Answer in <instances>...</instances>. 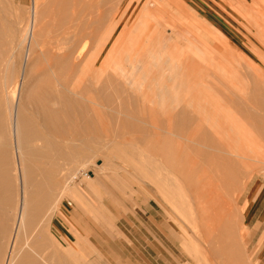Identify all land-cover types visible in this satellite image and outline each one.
<instances>
[{
    "label": "rangeland",
    "instance_id": "1",
    "mask_svg": "<svg viewBox=\"0 0 264 264\" xmlns=\"http://www.w3.org/2000/svg\"><path fill=\"white\" fill-rule=\"evenodd\" d=\"M11 1L0 0V18L3 15L10 18L11 14L16 13L17 9L10 6ZM21 1L17 6L21 4L18 7L21 8L22 14L26 15L31 0ZM117 1L111 2L106 9L108 6L113 9ZM120 14L123 19L117 32L119 35L123 31L124 38H121L120 48L118 47L115 55L117 57L120 50L127 49L130 45L126 56L128 61L123 65L127 69L130 64L134 65L130 70L131 85L126 87L128 90L123 89L119 97L113 89H110L108 94L92 92L102 103H98L92 93L86 94L88 99L92 94L91 100L100 104L96 110L98 115L90 113L94 120L91 123L94 124L92 129H82L85 122L80 117L76 119L75 114V118L70 120L62 114L65 125L69 127L67 129L72 133L77 132L74 134L78 140L76 143L80 141L75 156L65 160L69 165L63 174L66 183L69 182V191L76 190L83 201L78 204L68 191L58 204L54 201L50 205L46 214L53 217L50 227L47 228L49 233L46 232V235H49L46 241H37L36 235L32 234L35 230L36 234L38 233L43 213L33 218L34 223L29 228L27 226L24 233L25 240L28 239V248H24L26 251H22L16 261L23 262V254L28 252L34 258L41 255L43 261L48 264H79L80 260L69 251L74 246L84 257L83 264H132L131 261L134 264H144L145 257L150 259L153 253L150 248H143V230L139 217L144 215L145 206H151L159 214V227L154 228V232L164 246L177 251L179 259L190 264H249L248 221L254 206L255 193L257 194L264 185V163L253 162L249 166L250 170L247 166L248 171L246 167L241 168L243 176L238 190H230L224 183V189L211 194L212 199L219 201L201 207L192 192L193 189L200 191L197 190L200 186L195 183L199 175L187 172L188 169L185 171L188 167L186 163L184 172L182 171L184 174L180 176L181 180H185L182 181L185 188L181 189L179 183L177 186L173 185L172 178L169 183H162L163 179H167V171L164 170L165 164L163 166L161 162L166 160L159 151L163 147L170 150V140L158 141L156 133H164L163 128L167 129V120L171 124V130L177 132V136L182 135L185 138L181 140L175 137L172 145L182 144L183 161L189 156L191 162L197 161L198 168L207 164L211 167L217 164L218 169L222 168L221 161L230 158L228 147L251 152L255 146H264V0H124ZM150 20L152 26L148 24ZM5 30L4 28L0 35V70L6 60L7 51L16 45L18 52L14 53L17 56L11 58L9 74L4 73L2 76L0 72L1 77L5 78L1 81L4 89L0 88V117L5 121L4 136H8L9 159L5 168L10 177L6 190L0 179V201L5 195L11 199L10 207L0 203V225L4 218L8 227L6 235L0 239V246L4 248V254H7V240L15 222L13 212L21 199L20 188L16 185L18 154L13 155L12 141L17 103L13 101L11 91L15 83L19 82L18 102L21 91L24 98L31 91L32 82L25 81L23 85L21 70L15 66L19 60L22 62L19 55L23 56L24 52L20 36L19 39L16 37L18 34L13 36L11 43V39L6 36L8 31ZM175 42L180 45V54L170 57H173L172 64L179 68L176 69L177 75L187 84V92H179L175 103L168 101L165 111H162L156 105V86L149 89L147 85L142 95H136L132 86L144 73L148 74L150 84L155 78V81L158 79L157 82L168 87L175 85L165 73H161L160 78L155 65L158 57H169V47ZM198 48L204 50L205 54H201ZM114 61L120 63L121 59L114 58ZM20 62L16 65L21 64ZM97 79L98 75H95L94 83H97ZM95 88H100L99 83L95 84ZM105 95L111 100L110 107L105 103L106 99L104 101ZM182 99L185 100L186 106L179 104ZM113 100L115 109L111 106ZM108 107L111 110L113 108V111ZM184 108L192 118L181 117L184 113L180 111ZM210 112H214L212 114L218 118L212 117L210 120ZM152 115L156 122L154 124L160 130L154 131L151 127ZM98 117H103L102 121ZM71 120L72 125L69 124ZM222 123L224 127L220 130ZM194 124L196 127H193ZM214 125H217V128H213ZM203 127H212V130L216 129L218 132L216 147L213 148L214 143L207 144L211 145L209 153L214 155V150L217 149L216 157L209 155V159H216L215 162L205 161L202 156L205 149L200 146L203 149L197 151L200 155L193 152V149L199 148L196 140L199 139L198 136L195 139L190 138V142L189 139L186 140L188 135L191 136L193 129H196L193 132L198 129L206 131ZM66 151L71 154L68 149ZM197 156L201 157L200 160ZM225 168L231 169L227 166ZM2 172L3 166H0V173ZM202 177L200 175L199 178ZM203 179L208 181L207 177ZM190 184L194 186L191 187ZM186 192L192 195V204L187 200ZM38 196L35 195V199H38ZM64 210L75 217L80 215L77 218L85 228L82 229L84 235H81L78 233L80 229L71 221L77 234L75 242L61 239L56 232L57 218ZM202 211L205 214H202ZM132 237L137 240L136 251L130 245L129 239Z\"/></svg>",
    "mask_w": 264,
    "mask_h": 264
},
{
    "label": "bare ground",
    "instance_id": "2",
    "mask_svg": "<svg viewBox=\"0 0 264 264\" xmlns=\"http://www.w3.org/2000/svg\"><path fill=\"white\" fill-rule=\"evenodd\" d=\"M113 1L114 0H31V6H29L30 8L28 7L29 10L26 12V15H24L22 14L21 8H19L21 4L18 5L19 7L17 6V4L22 1L12 0L10 6H12L13 9L16 8L19 13L16 10V13L13 14L14 16L11 14L9 18L3 15V17L0 18V35L5 28V31H8V35L6 36L11 39V43H13L12 39L17 34V38L20 36V41L24 44V52L23 56H21V54L19 55V58L22 59V62L19 60L21 64L16 65L19 62L15 61V63L17 62L15 66L21 70L20 78L23 80V85L25 81L32 82L31 91L28 92L25 98L23 91H21L18 102L17 95L19 91L17 85L19 82L15 83L11 91L13 101L17 103L16 110H14L15 130L12 141L14 149L13 155L16 156L18 154L16 185L20 188L21 199L17 202L13 212L15 222L11 230V235L7 240V254H4V248L2 245L0 246L1 264H48L43 261L41 255H36V258H34L28 252L23 254V262H17L16 260L22 251H26L24 248H28V239L25 240L26 234L24 235V233L27 226L29 228L34 223L33 218L43 213L42 224L39 227L38 233L36 234L37 230H35L32 234L36 235L37 241H46L49 235H46V232L49 231H47V228L50 227L49 225L53 217L46 214V212L54 201L58 204L71 189L68 186L69 182L66 183V178L63 174V171L66 170L69 165L65 160L75 156V150L78 149L77 144L80 141L76 143L78 141L74 135L76 131L72 133L68 130L69 127L65 125L66 122L62 114L63 116L65 115V118L68 120H70V118L76 117V119H78V117H80L82 121L85 122V127L82 129H92L91 126H94V124L91 125V123L94 120L90 113L92 112L93 115H98L96 110L100 105L91 100L93 99L91 98L92 92L100 91L108 94V91L110 89L112 91L113 89L115 91L114 93L117 95L122 93L123 89H127L126 87L130 84V70L134 65L130 64L129 69L125 68L123 65L124 62L128 61L126 56L129 52L130 45L127 49L120 50L119 54L117 53V57L115 55L122 41L121 38H124L123 31L120 32L119 35L117 32L118 26L123 19V15L120 14V8L124 0H118L116 5L112 3L114 8L112 7L113 9H111L109 4ZM107 5H109V10L108 8L106 9ZM6 8H8V6ZM3 13L2 11V14ZM151 21L152 20L148 23L150 26L153 25ZM3 38H5V36ZM133 42L135 43V41ZM179 47V43L175 42L169 47L171 49L169 57H165V59L164 55L158 57L155 63L158 76L161 78V73L167 74L169 81L175 82V85L168 87L166 84L164 85L157 82L158 79L155 81V78L153 79V83L150 84L148 74L144 73L132 86L134 89L133 92L135 91L136 95L137 93L142 95L147 85L149 89H153V87L156 86L158 88L156 93L158 103H156V105L158 108H161L162 111H165V106L168 101L171 104L175 103V97L179 95V92H187V84L177 75L176 69L179 68L178 66L176 67L175 64H172L173 57H170H175L180 54L178 50ZM16 49L17 46L15 45L9 52L7 51L8 49L6 50L9 55L6 54V60L2 63L3 68L0 70L2 76L4 73L9 74L11 58L17 56L14 55V53L18 54ZM199 49L200 48H198V50ZM58 50L60 51L56 52ZM199 52L205 54L204 50H199ZM114 58L121 59L120 63H116ZM7 68L9 70H7ZM163 69L165 70L162 71ZM95 75H98L97 83H94ZM3 79L5 78H2L0 75L1 89H4V85H2L1 82ZM98 83L99 89L95 88V84ZM183 87L184 89H182ZM87 93H92L90 99L86 96ZM93 95V97L96 98V95ZM119 96L120 94L118 97ZM105 99V103L110 107L109 103L111 100H108V96L104 98V101ZM99 102L102 103L101 100H98V103ZM112 104L115 106L114 100L111 103L113 107ZM179 104L185 105L186 102L182 99ZM193 105L191 106L192 108ZM263 106L262 104V107ZM100 107H102V105ZM113 108L112 110L111 108L109 109L113 111ZM99 111L101 112L102 110ZM186 111V108L180 111V113H184L181 117L184 116L189 119L191 116H189L187 114L189 112ZM10 116L9 121L11 119ZM4 122L0 117V166H3L0 179L6 190L9 186L10 177L9 172H6L5 168L9 159V145L7 142L8 136H4L6 130L4 129ZM151 122L149 123H151V127L154 131L160 130L158 126L154 124L155 119L153 115L151 116ZM165 122H167V129L163 128L164 133L161 135L156 133V136L159 137H157L158 141L167 139L169 142L170 140V150L163 147L160 148L159 151L164 155L163 158L166 160L164 163L161 162L163 166L165 164L164 170L167 171V179H163L162 183L167 184L172 178L173 184L174 182H180L179 184L183 185V180H181V177H178L175 172L177 171L178 174H182L186 163L188 167L185 168V171L188 169L187 172L190 171L193 175H199L195 183L200 186V189H197L200 191L193 189L194 191L192 190V192L195 194L194 197L201 207L205 205V201L207 200L219 201L212 199L211 194L218 193L212 192V190H222V184L224 183L230 190H238L241 186V177L243 176L240 171L241 168L246 167L248 171V169L250 170L249 166H251V163H264V146L262 147L261 144L255 146L254 150H251V152H247L241 148L228 147V155L230 158L223 159L221 163L227 167H231V169L227 168L224 170L220 168L218 174L210 181V185H207L203 179L205 172H207V168L201 167L204 169L199 171L198 174H194V170L198 168L197 161L196 163L194 161L191 162L189 156H186L184 162V154L178 153L175 155L172 147L174 138H180L181 140H185V138H183L182 135L177 136L178 133L175 132V134L171 130V124L167 120H165ZM72 123L71 120L69 124L72 125ZM127 124L129 125V123ZM91 134L93 135V133ZM190 134L191 136L188 135L186 139H189L188 142L193 139L192 133ZM207 143L210 142L205 139H200L198 142L199 146L203 149L207 147ZM179 146L181 147L182 144ZM200 147L196 148L197 150L193 149V152L196 153L198 150L202 151L203 149ZM66 149L71 151V154L68 153ZM197 154L200 155L199 152ZM24 156L26 157L24 158ZM202 156L207 162L209 155L206 153V149L203 150ZM197 158L200 160L199 158L201 157L197 156ZM166 165H168V167ZM172 173L173 176H171ZM200 175L203 177L199 178ZM191 184H194V182ZM217 184H219V186ZM69 192L77 203L82 200V197L76 190ZM185 194L186 198H192V195L190 196L188 193ZM35 195H39V198L35 199ZM208 197L211 199H207ZM0 203L10 207L11 199L5 195ZM7 230L6 220L3 218V223L0 225V239L6 235ZM69 251L72 253V256L77 259L76 254L74 255L71 249Z\"/></svg>",
    "mask_w": 264,
    "mask_h": 264
},
{
    "label": "crops",
    "instance_id": "3",
    "mask_svg": "<svg viewBox=\"0 0 264 264\" xmlns=\"http://www.w3.org/2000/svg\"><path fill=\"white\" fill-rule=\"evenodd\" d=\"M214 111H216V110H214ZM212 113H214V112H210V114H209L210 118L209 119L212 120V117L217 119L218 117L213 115ZM195 125L196 124H194L193 127ZM223 127L224 126L222 123V127L220 130H222ZM211 128L212 127L207 128L208 130L206 128H204L206 131L198 129V131H196V132H193L194 130H196V129H193L192 130L193 139H195V137L198 136L199 139H196V140H198V142L200 139H205V140L210 142L207 144L214 143L213 148H215L216 147V141L215 140H217L216 137L218 136V132L216 131V129L212 130ZM213 128H217V125H214ZM199 131H201V132L199 133ZM204 132H207L208 134L204 135L203 134ZM203 135H204V137H203ZM207 144H206L207 147L205 148L206 153L210 156L216 157L215 155H217V153H216L217 149L214 150V155H213V154L209 153V151H208V149L211 148V145H207ZM198 146H199V144H198ZM172 147H173V151L175 152V155H177L178 153L184 154V152H183L184 148L182 146L180 147V146H173L172 145ZM176 147H178V149ZM215 160H216L215 158H210V159L208 158V163H209V161L215 162ZM216 166H217V164H214L213 167H211L209 164H207V166L204 167V168H207V172H205L204 177L208 178V181L205 179L206 182H208V185H210V181L212 180V178L218 174L219 169ZM225 167L226 166L223 164L221 169L226 170ZM204 168H196V170H194V174H198V172ZM175 173L177 174L178 177L181 176V174H178L177 171ZM171 176H173V173L171 174ZM211 176H213V177H211ZM183 181H185V180H183ZM177 184L178 183L174 182L173 185L177 186ZM180 188L183 189L185 187H184V185L180 184ZM224 188L225 187H222V189H224ZM213 190H212V192H220L221 191V190H217V189H213ZM209 192H211V191H209ZM257 192H258L257 194L255 193L254 206H252L253 208L251 210L249 221H248L249 233H248V239L247 240H248L249 264H264V185ZM187 199L192 204V198L191 199L187 198ZM82 201L83 200L78 201V204ZM210 203L213 204V203H217V202L216 201H210V200L205 201V205L206 204L209 205ZM204 206H202V207H204ZM144 210H145L144 215L139 217V223H140V226L142 227V230H143L142 240H143L144 246L143 245L142 246H143V248L144 247L150 248L152 250V253H153L152 256L150 255V259L145 257L146 261H144V264H190L188 262H185L182 259H179L177 251L164 246V244L157 237L158 235L154 232V228L159 227L158 226V219H157V216L159 214L156 213V211L151 206H145ZM201 213L205 214V212L203 213V211ZM79 216H77V217H79ZM77 217H75V215H70L67 212V210H64L60 214V216L57 218L56 232L61 239H66V240H69L71 242L73 240H74V242L77 240V234L73 230L72 223L77 226V229L78 228L80 229V230H78L79 231L78 233L81 235H84V232L82 231V229H85V228L81 224V220H79ZM70 219H72V220H70ZM71 221H72V223H71ZM129 241H130L131 248L134 251H136L135 250V248L137 247L136 238L132 237L131 239H129ZM72 251L74 252V255L76 254L77 259L80 260L79 264H83L82 262H85V261H83L84 257L76 251L74 246H72ZM131 263L134 264L133 261H131Z\"/></svg>",
    "mask_w": 264,
    "mask_h": 264
},
{
    "label": "built area",
    "instance_id": "4",
    "mask_svg": "<svg viewBox=\"0 0 264 264\" xmlns=\"http://www.w3.org/2000/svg\"><path fill=\"white\" fill-rule=\"evenodd\" d=\"M69 205H71V203H68Z\"/></svg>",
    "mask_w": 264,
    "mask_h": 264
}]
</instances>
